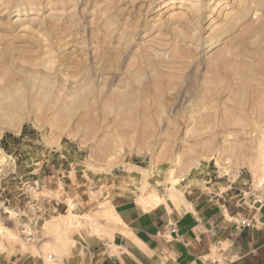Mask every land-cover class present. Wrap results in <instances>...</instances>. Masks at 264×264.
<instances>
[{
  "label": "rangeland",
  "instance_id": "rangeland-1",
  "mask_svg": "<svg viewBox=\"0 0 264 264\" xmlns=\"http://www.w3.org/2000/svg\"><path fill=\"white\" fill-rule=\"evenodd\" d=\"M0 112V264L56 263L36 243L52 214L32 240L20 231L27 200L82 196L58 228L94 234L124 191L177 207L187 189L228 187L253 204L264 0H0Z\"/></svg>",
  "mask_w": 264,
  "mask_h": 264
},
{
  "label": "crops",
  "instance_id": "crops-1",
  "mask_svg": "<svg viewBox=\"0 0 264 264\" xmlns=\"http://www.w3.org/2000/svg\"><path fill=\"white\" fill-rule=\"evenodd\" d=\"M207 189H187L177 207L168 200L149 207L131 192L114 194L107 203L114 222L99 234L90 227L78 233L58 228L68 200L82 196L39 199L49 206L46 218L52 215L46 219L49 231L43 228L45 223L38 230L37 247L52 246L55 264H264V189L259 193L261 204L255 201L258 194L249 204L228 187ZM95 204L86 201L83 214L93 216ZM242 220L251 225H240Z\"/></svg>",
  "mask_w": 264,
  "mask_h": 264
},
{
  "label": "built area",
  "instance_id": "built-area-1",
  "mask_svg": "<svg viewBox=\"0 0 264 264\" xmlns=\"http://www.w3.org/2000/svg\"><path fill=\"white\" fill-rule=\"evenodd\" d=\"M1 171V170H0ZM1 181V180H0ZM185 181L184 178L180 179V183H183ZM260 192H258L257 196H255V201L257 204H261L263 202V199L261 195H259ZM2 195V191H0V199ZM1 202V201H0ZM2 204H5V201H2ZM27 206L21 208H17L16 214L19 215V217L22 220V225H21V233L25 235L24 237L26 238L27 241H30L33 239L32 236V231L34 230L33 226L34 223L45 219L47 216V211H48V205L44 202L37 201L35 203H31L30 200H27L26 202ZM240 225L249 227L251 225V222L248 220H242L240 221ZM27 231L30 232L27 234ZM47 259L52 260V256L48 255Z\"/></svg>",
  "mask_w": 264,
  "mask_h": 264
},
{
  "label": "bare ground",
  "instance_id": "bare-ground-1",
  "mask_svg": "<svg viewBox=\"0 0 264 264\" xmlns=\"http://www.w3.org/2000/svg\"><path fill=\"white\" fill-rule=\"evenodd\" d=\"M1 113V112H0Z\"/></svg>",
  "mask_w": 264,
  "mask_h": 264
}]
</instances>
